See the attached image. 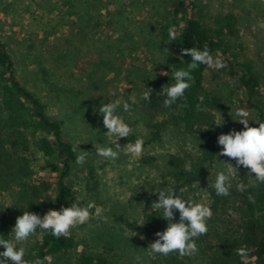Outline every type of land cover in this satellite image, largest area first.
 Masks as SVG:
<instances>
[{
    "label": "rangeland",
    "instance_id": "rangeland-1",
    "mask_svg": "<svg viewBox=\"0 0 264 264\" xmlns=\"http://www.w3.org/2000/svg\"><path fill=\"white\" fill-rule=\"evenodd\" d=\"M194 2L198 16L204 21L228 13L235 16L237 34L230 39L228 47L239 62L251 65L264 92V0ZM80 18L87 30L86 42L85 45H78L81 53L75 56V61L81 63L83 68L72 67L71 63L65 61L53 62L48 46L55 40L58 45H62V38L75 36ZM173 24L171 4L162 0H0V40L8 46L17 76L30 91L42 98L49 115L63 123L66 140L75 147L79 144L78 156L84 157L82 163L73 166L69 177L73 202L76 200L81 206L95 202L104 209L101 217L93 215L87 223L70 229L75 248L64 256L50 258L49 264H73L81 253L102 255L109 264H151L154 253L148 248L154 241L137 231L136 221L142 214L150 212L152 203L157 200L153 189L163 187L162 176L166 172L168 155L185 153L194 156L200 139L169 129L160 142L143 150L139 157L128 154L127 146L131 144L119 140L117 143L121 149L126 147L123 151L118 150L117 159L98 157L95 155L96 142L107 146L112 142V137L104 135L107 129L93 108L94 100L101 94L80 80L81 75L88 71L95 72V79L104 76L106 81L113 80L104 87L102 96L107 103L117 98L122 103L135 99L137 102L130 112H123L121 108L120 113L129 118L137 132L144 133L145 112L138 103L142 94L140 80L146 79L149 73H163V59L159 50L162 33L167 27L176 36L180 24ZM93 43L98 48L108 43L115 46L116 77L114 73L94 66L97 52L92 51ZM71 50L74 51V48ZM205 82L208 90L222 99L223 110L211 109L215 125L220 114L225 121L222 127L214 125L212 128L217 132V137L230 130L239 131L243 128L235 121L233 113L236 108L249 111V126L258 127L254 113L240 103L243 91L229 82L222 72L207 66ZM262 105L264 108V96ZM33 154L36 159L34 181L51 183L46 195L50 210L55 196L53 177L42 169L43 159L35 149ZM144 155L155 157V162L142 163L140 159ZM218 159L235 164L231 158L218 157L210 167L208 177L193 185L186 198L197 201L203 199L210 203L209 192L214 189L211 185L217 168H231V165L217 163ZM248 171L243 167L237 172L233 171L230 183L240 174H246L249 185L256 187L258 182L252 179L255 174L249 176ZM0 205L6 212L12 210L7 217L11 228L17 217L28 211L27 207L19 211L12 209V197L8 192L0 195ZM166 226L167 222L163 220V230ZM42 235H34L22 245L26 249L25 259L29 264ZM7 264L12 262L9 260Z\"/></svg>",
    "mask_w": 264,
    "mask_h": 264
},
{
    "label": "trees",
    "instance_id": "trees-1",
    "mask_svg": "<svg viewBox=\"0 0 264 264\" xmlns=\"http://www.w3.org/2000/svg\"><path fill=\"white\" fill-rule=\"evenodd\" d=\"M171 4V12L175 26H179L176 36H170V29H163L160 44V56L163 59V73H149L146 79H141L142 94L146 89L151 90L150 101L143 100L142 94L138 103L145 112L144 133L135 130L129 118L119 114L129 123L133 132L127 138L119 141L132 144L137 137L144 139L143 150L161 141L164 133L169 130H179L184 136H197L200 141L197 154H170L166 161V172L162 176L163 187L184 188L186 198L189 190L196 183L205 180L214 161L220 157V147L217 145V132L212 129L215 125L211 109L222 108V99L214 92H210L205 82L207 65H199L193 70L192 86L185 91L183 99L177 101L170 108L163 104L164 96L160 94L162 88L172 83V72L186 68L191 63V56L184 55V49L205 48L213 57L221 58L225 67L217 69L227 80L242 90L244 96L240 103L251 110L257 123L264 122L263 85L253 72L249 63L239 62L237 56L228 47L230 39L237 34L236 19L232 13L222 17L204 21L197 14L194 0H162ZM78 31L75 36H67L58 45L56 40L48 46V53L53 62L65 61L70 66L82 69L75 56L81 53L78 45H85L86 27L79 19ZM94 36L96 33H93ZM113 45L106 44L97 47L92 44L93 52H97L96 67L104 68L107 73H114L117 59L114 58ZM74 48V51L71 50ZM120 71V70H119ZM129 72V71H128ZM94 71L81 75V82L88 84L101 95L94 100L93 108L96 116L100 106L107 103L102 94L103 89L111 81L102 76L94 78ZM120 73V72H119ZM115 77L118 75L114 73ZM113 77V79L115 78ZM127 79V77H125ZM128 80V79H127ZM109 82V83H108ZM128 82H131L129 80ZM104 84V86H103ZM132 84V82H131ZM203 97V103H201ZM200 105V108H197ZM259 126V125H258ZM206 130V131H205ZM33 149L43 159L42 169L52 174V185L55 196L51 210L72 205V187L69 177L73 166L77 163L76 147L66 140L63 123L49 115L47 105L40 96L30 91L16 74L15 63L8 46L0 40V195L10 193L12 209H25L37 213L41 217L49 211L46 195L51 183L40 180L34 181ZM58 154L60 155L57 158ZM56 158V161H55ZM141 162L153 164L155 157L142 156ZM191 165V171L186 167ZM244 184L240 191L237 184ZM232 184L227 196L216 195L215 189L210 190L209 206L212 217L207 221L208 231L200 236L196 243L198 252L193 256H181L173 252L167 256L154 254L151 264H240L237 250L246 248L249 253L248 264H264V183L256 187L249 185L246 174H240ZM8 212L0 205V238H11ZM145 224H137V231L155 242L156 233L163 231V219L158 212L145 213ZM179 217V214H178ZM177 217V220H178ZM79 226V225H77ZM76 246L74 237L70 235L59 238L44 232L40 242L35 246L31 256V264H49L50 258L64 256ZM0 248V251H3ZM73 264H109L106 257L81 253Z\"/></svg>",
    "mask_w": 264,
    "mask_h": 264
},
{
    "label": "clouds",
    "instance_id": "clouds-1",
    "mask_svg": "<svg viewBox=\"0 0 264 264\" xmlns=\"http://www.w3.org/2000/svg\"><path fill=\"white\" fill-rule=\"evenodd\" d=\"M174 35L170 32V36L174 37ZM183 54L191 56V63L186 68L172 72L173 82L165 85L160 92L164 96L163 104L166 108H170L178 100L184 98L185 91L192 86L193 70L199 65H207L216 69L225 67L224 61L219 57H213L206 48L204 50L184 49ZM150 95L151 90L146 89L141 98L150 101ZM200 99L203 103V97ZM136 102L133 99L122 103L117 98L100 106L98 113L102 116L104 128L107 129L104 135L112 137V142L107 146L104 143L96 142L98 145L95 147L96 156L115 160L119 156V151L125 149L126 146L121 149L117 141L127 138L133 132V128L125 122L119 111L122 108L123 112H130ZM197 108L199 109L200 105H197ZM233 115L235 121L243 128L239 131L230 130L217 137V145L220 147L218 155L231 158L235 162L233 165L231 162L218 159L217 163L231 165L229 169L217 168L216 170L215 180L211 187L215 189L218 196L229 195L232 187L230 183L232 173L233 171L237 172V169L241 167L249 170V176L255 174L253 180L264 183V122L256 123L259 125L258 127H250V113L244 108H236ZM231 119L233 120L232 117ZM224 124L225 121L220 114L215 127H222ZM143 146L144 139L137 137L134 143L127 146V152L139 157L142 155ZM83 160V156H78L76 162L80 164ZM191 170V165H188L186 171L190 172ZM236 187L240 191L245 189V185L242 183L237 184ZM153 191L157 195V200L152 203L149 213L158 212L159 218L165 220L167 226L162 232L155 234L157 239L148 249L154 254L164 256L173 252H178L181 256H193L198 252L197 239L208 231L207 221L213 214L211 207L203 199L197 201L194 198H185L184 188L179 189V194L175 188L167 187H161L159 190L153 189ZM103 212V207L95 202L81 206V203H77L76 200L70 207H61L60 210L50 209L43 217L34 212L24 211L23 215L17 217L14 227L11 229V238H0V248L4 249L0 251V264H7L9 260L12 264H29V261L25 259L26 249L22 245L30 237L44 232H50L57 238L62 235L67 236L70 229L87 223L93 215L101 217ZM177 213L179 214L178 220ZM136 222L145 224L143 214ZM37 227L39 232H37ZM18 245L20 246L18 247ZM237 255L240 257V264H248L249 253L246 248L238 249ZM36 264H40V262L37 261Z\"/></svg>",
    "mask_w": 264,
    "mask_h": 264
}]
</instances>
